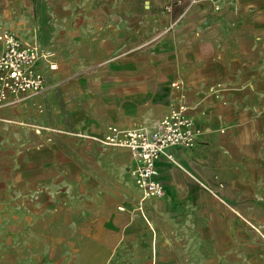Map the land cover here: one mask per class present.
Returning <instances> with one entry per match:
<instances>
[{"label":"crops","instance_id":"1","mask_svg":"<svg viewBox=\"0 0 264 264\" xmlns=\"http://www.w3.org/2000/svg\"><path fill=\"white\" fill-rule=\"evenodd\" d=\"M167 5L0 0V32L57 66L0 108V264L264 262V0ZM180 105L199 137L140 202L130 151L100 141Z\"/></svg>","mask_w":264,"mask_h":264},{"label":"built area","instance_id":"2","mask_svg":"<svg viewBox=\"0 0 264 264\" xmlns=\"http://www.w3.org/2000/svg\"><path fill=\"white\" fill-rule=\"evenodd\" d=\"M183 2L168 0L167 11L170 12ZM196 2L189 0L191 5ZM0 45V108L6 106L11 97L43 93L45 79L36 69V64L43 62L50 71H55L57 66L53 61V53L37 45L24 44L8 31L0 32ZM188 111L182 105L172 109L159 120L153 134L141 129L120 131L110 127L102 137V146L130 151L136 164L133 177L141 192L140 202L163 197V187L157 180L156 162L164 151L177 146L190 149L199 137L200 131ZM119 210L122 211L121 208Z\"/></svg>","mask_w":264,"mask_h":264},{"label":"rangeland","instance_id":"3","mask_svg":"<svg viewBox=\"0 0 264 264\" xmlns=\"http://www.w3.org/2000/svg\"><path fill=\"white\" fill-rule=\"evenodd\" d=\"M253 264H255V263H253ZM257 264H264V262H260V261H259V262H257Z\"/></svg>","mask_w":264,"mask_h":264}]
</instances>
